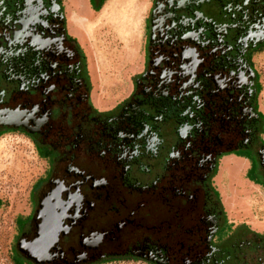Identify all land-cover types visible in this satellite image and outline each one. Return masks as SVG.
I'll return each mask as SVG.
<instances>
[{
    "label": "flooded vegetation",
    "instance_id": "af4514ba",
    "mask_svg": "<svg viewBox=\"0 0 264 264\" xmlns=\"http://www.w3.org/2000/svg\"><path fill=\"white\" fill-rule=\"evenodd\" d=\"M262 52L264 0H146L124 97L107 103L115 85L67 34L62 0H0V137L44 162L7 264H264V236L214 243L205 187L252 145L264 174Z\"/></svg>",
    "mask_w": 264,
    "mask_h": 264
},
{
    "label": "rangeland",
    "instance_id": "374dc122",
    "mask_svg": "<svg viewBox=\"0 0 264 264\" xmlns=\"http://www.w3.org/2000/svg\"><path fill=\"white\" fill-rule=\"evenodd\" d=\"M108 1V10H105L102 14L104 18L101 26L95 29L93 36H91L92 38L97 36V44L91 42L92 40H82V43L77 38H74V40L82 54L94 59V61L90 62L93 67L94 65L100 69L113 67L120 73L123 69L125 70V65L132 61V56L135 57L138 51L145 15L144 0ZM205 11L210 16L215 17L218 13V8L212 3ZM87 44H89L88 52L85 49ZM119 77L121 82H124L121 83L123 84L122 86L126 87L127 80L124 81L123 72ZM122 86H119V89L118 86L117 88L113 87L111 96L117 93L122 94ZM92 105L95 109H98L97 105L93 104V101ZM168 126L167 136L172 138L173 130L171 124L169 123ZM258 135L260 136V140L258 137L260 145H264V124L261 126ZM253 149L252 145L245 151L239 150L231 153L237 157L248 159L251 166L245 176H241L243 171L240 172L237 166L231 168L229 191L225 189L227 197L230 198V209L222 202L221 193L215 187L214 182H212V185L210 181L205 183L207 191L211 193L213 198V201L211 200L212 203L211 201L207 202V207L214 208L218 221L214 243L220 246L223 245V249L230 244L228 242L230 238L231 243H234V240L238 241L241 237L248 234L264 236V222H260L258 227L254 228L252 224L247 223L248 220L245 217L251 212L256 215L255 217H257L258 221L264 220V192L262 190L264 189V174H262V166L257 155L254 156L253 154ZM219 164L216 176L220 171ZM43 166L44 162L37 157L34 147L28 141L13 134L0 137V264H7V259L3 255V245L6 244H2L3 239L5 235L13 237L16 232L18 233L21 228L23 229L21 227L23 221L20 217L29 211L31 188L42 173ZM244 179L253 185L260 186V188L250 192L249 186L241 182ZM227 183L228 180L225 184ZM262 224L263 226H261ZM16 238L13 240L12 254L17 257ZM16 260L19 262V259L16 258ZM103 264L144 263L115 259Z\"/></svg>",
    "mask_w": 264,
    "mask_h": 264
},
{
    "label": "crops",
    "instance_id": "0c3cea01",
    "mask_svg": "<svg viewBox=\"0 0 264 264\" xmlns=\"http://www.w3.org/2000/svg\"><path fill=\"white\" fill-rule=\"evenodd\" d=\"M108 4H109L108 0H62V6L64 7V13H65L66 24H67L66 26L67 34L73 39L77 38L79 42L81 43H82V40L83 41L92 40L91 42H94L95 44H97L96 43L97 36L96 38L95 37L92 38L91 36H93V31L97 29L99 26H101V23L104 18L102 14L105 12V10H108ZM145 9H146V0H144V12H145ZM88 47H89V44L86 45L85 49L87 50ZM88 51L89 50H87V52ZM132 57H131L132 61L129 64H126L125 70L123 69L120 73L113 67L100 69L96 65H94V70H95L94 74H96L97 79H99L100 85H103L104 82H107V79H104L105 77L106 78L110 77L111 78L110 82L112 81L115 87L118 86V89H119V86L123 85L121 84L123 81L121 82L120 80L121 78L119 76L123 72L124 81L127 80L126 69L128 68V66H130L133 63L135 59L134 56ZM91 61H94V59L88 56V62L90 63ZM253 64H254L255 69L258 70L260 74L259 81H260L261 87L259 89V93L257 97L258 109L262 114H264V52L258 54L257 56H254ZM100 89H101V86H100ZM112 91L113 89L111 91H107L105 88L103 89L101 93V94L105 93L103 95L104 96L103 98L104 99L106 98L107 103H109L110 101L118 97L119 98L124 97V95L120 96L121 94H118V93L113 94L111 96ZM97 107H99L98 104H97ZM105 108H108V106H106ZM233 166L235 167L237 166L240 172L243 171V174H241V176L243 175L245 176L247 170L251 166V163L249 162L248 159L237 157L234 154L225 155L220 160V164H219L220 171L218 170L219 172L217 176L215 175V177L213 178L215 187L221 193L222 202L224 203V205H227V208L229 209L231 208L229 206L230 198L227 197L228 195L225 189L229 191V185L231 182V171H232L231 168ZM227 180H228V183L225 184ZM241 182L243 184L246 183L249 186V188L251 189L250 192H252V190H256L260 188V186L253 185L252 183L248 182V180L246 179L242 180ZM262 190L264 192V189ZM255 216L256 215H253L251 212L245 215V217L248 220L247 223H250L254 226V228H257L258 224L260 222L263 223L264 220L258 221L256 219L257 217Z\"/></svg>",
    "mask_w": 264,
    "mask_h": 264
},
{
    "label": "bare ground",
    "instance_id": "6f19581e",
    "mask_svg": "<svg viewBox=\"0 0 264 264\" xmlns=\"http://www.w3.org/2000/svg\"><path fill=\"white\" fill-rule=\"evenodd\" d=\"M37 245H38V242L36 241V242H34L33 244H31L28 247V251L32 252V254L35 255V256H36V253H37Z\"/></svg>",
    "mask_w": 264,
    "mask_h": 264
}]
</instances>
